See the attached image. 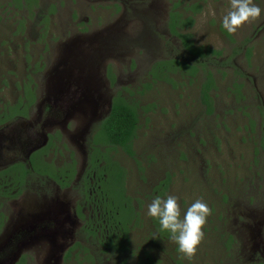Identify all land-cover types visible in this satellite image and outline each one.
Wrapping results in <instances>:
<instances>
[{"label":"rangeland","instance_id":"374dc122","mask_svg":"<svg viewBox=\"0 0 264 264\" xmlns=\"http://www.w3.org/2000/svg\"><path fill=\"white\" fill-rule=\"evenodd\" d=\"M176 3L178 10L193 16L187 30L194 44L223 52L205 67L213 72L216 83L211 114L200 97L205 78L201 70L196 77L178 72L165 77L154 71L156 62L188 56L168 25ZM196 3L201 8L194 14ZM254 3L264 10V0ZM12 7L13 0H0V34L19 33L18 19L27 16L24 26L28 33L49 35V40L39 36L33 41L36 54L56 56L60 42L101 49L106 58L104 63L100 61L99 72L105 87L111 89L108 93L122 90L138 108L139 127L133 144L136 159L121 148L112 155L127 170L126 195L134 199L141 220L129 224L136 229L130 234L134 243L129 251L122 256L108 255L107 260L99 255L95 264H119L124 258L135 264L138 255L147 258L150 247L155 248L150 252L152 259L163 256L165 264H173L181 258V264H187L188 258L178 251L174 240L148 239L149 231L155 233L148 205L156 196L169 194L179 197L181 218L199 198L212 210L192 264H250L257 262L254 258H264L251 248L258 230L264 237V11L259 19L229 34L222 27V18L230 11V0H37L30 13L20 5L19 9ZM46 42L47 52L43 51ZM24 68L20 61L16 68L20 76ZM107 71L115 76L114 84L106 80ZM21 80L19 88H9V96H22ZM24 111L15 106L7 117ZM65 140L63 146L62 138L50 137L47 158L56 166L74 158V165L85 167L81 151ZM70 167L57 168L42 159L35 163V171L49 175H70ZM167 177L170 185L160 194L161 181ZM22 202H18L20 208ZM229 237L236 244H225ZM81 261L91 264L84 258ZM30 264H41V260L33 259ZM63 264L75 263L65 259Z\"/></svg>","mask_w":264,"mask_h":264},{"label":"flooded vegetation","instance_id":"af4514ba","mask_svg":"<svg viewBox=\"0 0 264 264\" xmlns=\"http://www.w3.org/2000/svg\"><path fill=\"white\" fill-rule=\"evenodd\" d=\"M36 1L13 0L12 8L19 9L20 5L30 13ZM25 19L28 17L18 19L19 33L0 34V264H30L33 259L41 260V264H63L65 259L79 264L83 258L95 264L99 255L108 258L102 252L106 242L94 240L87 230L98 224L94 209H99L101 202L98 197L91 202L84 200L81 190L85 188L78 183L87 169L91 139L109 115L117 91L108 93L111 89L105 87L100 76V61L104 63L106 58L101 49H83L77 44L71 46V42H60L56 56L36 54L33 41L39 36L43 41L49 40V35L28 33ZM46 47L47 42L43 45L45 52ZM20 61L25 64L23 76L16 69ZM107 74L106 80L114 84L108 71ZM19 80L22 96H9V88H19ZM15 106L25 111L7 117ZM56 135L62 138L63 146L65 138L75 144L85 167L74 165L72 158L60 166L47 158L46 148L52 144L51 141L47 146L48 140ZM38 159L57 168L74 166L75 176L70 178L69 174L58 172V179L37 172ZM21 176L24 183L20 185ZM94 180L88 187L91 194L96 189ZM21 199L22 208L18 206ZM89 217H93L92 224ZM261 236L258 230L251 248L264 257ZM230 238L225 244H236ZM128 242L131 248L134 242ZM68 252L70 258H66ZM137 257L135 264L140 259ZM254 259L257 262L250 264H264V258ZM152 260L154 264H165L163 256ZM191 260L187 264H192ZM181 263L179 258L173 264Z\"/></svg>","mask_w":264,"mask_h":264},{"label":"trees","instance_id":"16d2710c","mask_svg":"<svg viewBox=\"0 0 264 264\" xmlns=\"http://www.w3.org/2000/svg\"><path fill=\"white\" fill-rule=\"evenodd\" d=\"M178 6L176 3L173 9H171L168 25L171 31L181 39L183 46L188 51V56L186 59H170L156 62L154 71L159 76L165 75V77L170 72L190 74V76L196 77L198 71L201 70L205 78L201 82L200 97L206 106V112L212 113L214 111L212 92L216 89V83L213 72L210 70L206 71L207 68L205 67H208L211 62L214 63L223 52L220 49L194 44L191 40L192 33L187 30L188 25L194 22L193 16L189 13H182L178 10ZM200 8L197 6L194 7V14ZM248 52L250 51L248 50ZM109 76L114 83L115 78L111 71H109ZM138 127L139 112L136 104L130 101L122 90L117 91V94L113 98L109 115L98 126L93 139H91L88 167L83 176V180L78 183V186L85 188L81 190L84 200L91 202L95 197H98L101 202L99 209H94V219L98 221V224L94 225V228L89 227L87 230L93 236L94 240L106 242V248H103L102 252L108 255L122 256L124 252L131 249L129 248L128 241L130 240V231L132 229L129 227V224L137 225L141 220L140 210L133 204L134 199L126 195L125 177H127V170L112 155V152L121 148L129 156L136 159V151L133 148V144ZM72 159L75 161L74 158ZM71 168L72 173L69 176L73 178L76 169L74 166H71ZM52 177L58 178L59 173L52 175ZM92 178L95 179L94 187L96 189L91 194L88 187L91 186ZM161 182L163 188L160 194H164L170 185V177H167ZM23 183L24 176H21L20 185ZM99 212H101L100 217L98 216ZM92 218L89 217V224L93 223ZM128 221L130 222L127 223ZM152 222L155 233L149 231V240L155 242L159 239L163 240V238L171 239V234L168 231L160 230L157 219L152 218ZM149 250L145 253L149 260L143 261L141 260V256H139L140 259L137 264H154L150 252L154 251L155 248L150 247ZM70 257L71 252H68L66 258ZM119 264L129 263L124 258L119 259Z\"/></svg>","mask_w":264,"mask_h":264},{"label":"clouds","instance_id":"9594fccd","mask_svg":"<svg viewBox=\"0 0 264 264\" xmlns=\"http://www.w3.org/2000/svg\"><path fill=\"white\" fill-rule=\"evenodd\" d=\"M260 6L254 0H230V11L222 18V27L234 34L245 23L261 17ZM212 214L209 205L203 198L191 204L181 218L179 197L167 195L156 196L148 205L147 215L158 220L161 231H168L171 239L178 245V251L191 260L197 253L198 246L205 238L204 226Z\"/></svg>","mask_w":264,"mask_h":264}]
</instances>
